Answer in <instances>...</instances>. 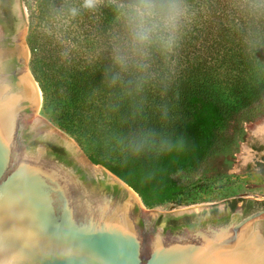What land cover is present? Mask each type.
I'll return each mask as SVG.
<instances>
[{
	"label": "trees",
	"instance_id": "obj_1",
	"mask_svg": "<svg viewBox=\"0 0 264 264\" xmlns=\"http://www.w3.org/2000/svg\"><path fill=\"white\" fill-rule=\"evenodd\" d=\"M58 1L39 0L26 37L43 107L146 208L187 196L176 177L209 157L232 117L264 116V0H186L178 46L153 55L143 87L131 68L112 83L115 4Z\"/></svg>",
	"mask_w": 264,
	"mask_h": 264
},
{
	"label": "water",
	"instance_id": "obj_2",
	"mask_svg": "<svg viewBox=\"0 0 264 264\" xmlns=\"http://www.w3.org/2000/svg\"><path fill=\"white\" fill-rule=\"evenodd\" d=\"M5 12L15 31L9 35L0 23V264H264V209L244 216L238 206L225 224L152 228L157 217L168 215L144 211L130 187L94 167L36 115L39 93L27 71L20 0H8ZM26 129L67 148L86 178L43 146H22ZM262 144L264 132L245 146L235 166L264 182V151L256 150ZM91 179L117 185L120 192ZM248 200L263 203L264 186ZM192 214L208 217L210 211Z\"/></svg>",
	"mask_w": 264,
	"mask_h": 264
},
{
	"label": "rangeland",
	"instance_id": "obj_3",
	"mask_svg": "<svg viewBox=\"0 0 264 264\" xmlns=\"http://www.w3.org/2000/svg\"><path fill=\"white\" fill-rule=\"evenodd\" d=\"M62 1L68 2L71 0H61L59 3H62ZM107 1L114 4L117 3V0ZM38 3L39 0H20L21 11L25 22V33L23 37L25 43L28 27L31 24L35 26L37 23ZM67 22L65 21V24ZM29 61L30 51L27 61V70L30 73ZM36 115L69 138L94 167L99 166L111 175L101 165L93 164L90 161V151L85 141L77 139L62 129L59 126L58 116L51 110L44 109L42 94ZM263 132V115L254 116L251 113L242 112L238 116L232 117L226 127L219 133L217 144L209 157L193 172L180 174L176 177L180 183L185 184L189 189L187 196L182 198L178 203L164 204L150 209L145 207L146 210L144 211L151 214L168 216L181 213L191 214L210 211L213 207L223 209L233 201H236L237 205L240 206V201H247L250 196L258 195L264 186L261 176L252 172L239 170L235 166V161L245 146Z\"/></svg>",
	"mask_w": 264,
	"mask_h": 264
},
{
	"label": "clouds",
	"instance_id": "obj_4",
	"mask_svg": "<svg viewBox=\"0 0 264 264\" xmlns=\"http://www.w3.org/2000/svg\"><path fill=\"white\" fill-rule=\"evenodd\" d=\"M99 3L85 0V7L94 10ZM115 13L120 30L113 37L112 83L131 68L138 87H143L150 78L153 55L166 58L178 46L182 26L190 19L189 6L186 0H117ZM70 14L75 16L77 9Z\"/></svg>",
	"mask_w": 264,
	"mask_h": 264
},
{
	"label": "flooded vegetation",
	"instance_id": "obj_5",
	"mask_svg": "<svg viewBox=\"0 0 264 264\" xmlns=\"http://www.w3.org/2000/svg\"><path fill=\"white\" fill-rule=\"evenodd\" d=\"M7 1L8 0H0V12L3 14L1 15L2 18H0V23L5 26V29L9 34V29L11 26L8 24L9 20H7V16L5 15V4ZM19 141L21 142L22 146L30 150L37 146H43L49 155L57 158L63 163L73 166L82 178H86L84 171L75 165L71 152L60 143L47 141L43 135L35 134L28 129L20 134ZM256 150L261 152L264 151L263 144L259 145ZM262 160L264 162V152L262 155ZM91 181L96 182L99 184V186L103 187L107 191L112 192L113 194H119L120 192V188L117 185H109L102 179H91ZM239 203V208L244 216L250 214L253 211L264 209V202L258 203L257 201L243 200ZM237 208V203L235 204V207H232V203H230L225 206L224 211L218 216H213L214 214L219 213L215 207L211 208L210 215L208 217H196L193 214L188 215L187 213H181L167 217L159 216L153 221L152 228L162 227L164 230L177 231L183 228L201 227L206 224H225Z\"/></svg>",
	"mask_w": 264,
	"mask_h": 264
},
{
	"label": "bare ground",
	"instance_id": "obj_6",
	"mask_svg": "<svg viewBox=\"0 0 264 264\" xmlns=\"http://www.w3.org/2000/svg\"><path fill=\"white\" fill-rule=\"evenodd\" d=\"M28 71V70H27ZM29 73V72H28ZM29 75L31 76V74L29 73ZM31 78H32V76H31ZM32 80H33V78H32ZM34 81V80H33ZM34 83H35V81H34ZM35 86H36V88H37V91H38V93H39V104H40V101H41V93H40V90H39V88H38V86H37V84L35 83ZM38 104V105H39ZM133 194L135 195V197H136V199L138 200V197H137V195L133 192ZM138 202H139V200H138Z\"/></svg>",
	"mask_w": 264,
	"mask_h": 264
}]
</instances>
